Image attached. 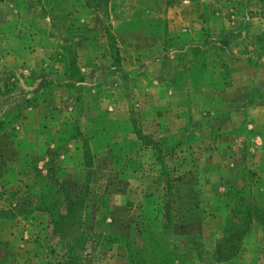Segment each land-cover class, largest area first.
I'll return each mask as SVG.
<instances>
[{"label":"rangeland","instance_id":"obj_1","mask_svg":"<svg viewBox=\"0 0 264 264\" xmlns=\"http://www.w3.org/2000/svg\"><path fill=\"white\" fill-rule=\"evenodd\" d=\"M238 11L249 20L234 29ZM220 29L264 43V0H0V120L20 117L0 131V264H68L50 226L65 192L85 197L82 264H264L255 222L233 257L216 250L231 188L264 209V153L250 151L247 123L238 141L224 113L198 118L189 100L167 116L163 78L193 60L184 37L202 31L211 51ZM67 48L84 78L73 87Z\"/></svg>","mask_w":264,"mask_h":264},{"label":"crops","instance_id":"obj_2","mask_svg":"<svg viewBox=\"0 0 264 264\" xmlns=\"http://www.w3.org/2000/svg\"><path fill=\"white\" fill-rule=\"evenodd\" d=\"M236 7L239 9L238 5ZM217 19L219 24L227 20L226 17L221 16ZM247 19L249 20V15H243L241 11L228 18L234 22V29L238 23ZM253 33L240 30L221 31V29L214 31L210 34L213 35L215 44V48L211 51H208V47L202 41L209 39L202 31L184 37L194 43L191 49L193 60L188 63L186 67L188 70H178L176 76L164 77L163 84L165 88L170 89L168 91L170 97H166L169 101L166 109H169L167 116L170 120L177 119L179 113H181L179 117L182 118L183 112L180 111L182 106L179 105L183 101L193 102V113L197 114L198 118H205L209 111L217 110L218 113L227 116L225 118L229 120L231 135H234L235 139L238 138V141L247 139L244 135V139L236 137L239 135L240 125L247 123L250 129L245 135L250 138V151L260 157L259 154L264 153V74L262 69L256 74L257 69L253 70L250 63L253 55L259 57L264 53V43L260 41L257 44L255 40H261L262 36H255ZM157 46H162L159 39L152 41L148 50L152 53L157 50ZM204 51V59H196ZM224 54L228 57H224ZM263 59L264 56L261 61ZM157 80L158 78L155 81L158 82ZM179 83L180 88L185 83L188 89L178 88Z\"/></svg>","mask_w":264,"mask_h":264},{"label":"trees","instance_id":"obj_3","mask_svg":"<svg viewBox=\"0 0 264 264\" xmlns=\"http://www.w3.org/2000/svg\"><path fill=\"white\" fill-rule=\"evenodd\" d=\"M86 2L89 3V0H86ZM65 51L68 55V76L72 80L71 87H73L77 83H82L84 78L77 66L76 51L70 48H67ZM112 61L116 67L115 70L120 72L121 65L117 52L112 54ZM46 81L43 80L36 89L39 90L47 86L49 82ZM29 102V100L25 99L26 104H29ZM17 112L10 115L12 122L6 120L7 116L0 120V131L5 130L8 124H11V126L17 124L20 119ZM83 153L86 164L89 165L88 157L90 150L86 141L83 144ZM228 197L232 207L226 221V228L224 229L226 234L219 241L216 249L219 253L217 254L218 258L223 261L233 257L238 252L243 236L249 232L252 223L255 222L264 226V209L246 199L241 190L231 188L228 192ZM64 199L66 204L65 212L61 214L53 213L50 216L51 234L58 239L59 246L67 257L68 264H82V253L84 252L86 242L91 237L82 228V208L85 203V197L81 194L65 192ZM234 218L238 220V224L232 221Z\"/></svg>","mask_w":264,"mask_h":264}]
</instances>
